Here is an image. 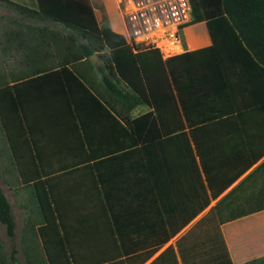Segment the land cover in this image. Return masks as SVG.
<instances>
[{
    "label": "crops",
    "instance_id": "crops-1",
    "mask_svg": "<svg viewBox=\"0 0 264 264\" xmlns=\"http://www.w3.org/2000/svg\"><path fill=\"white\" fill-rule=\"evenodd\" d=\"M218 1L209 18L223 13ZM35 2L88 31L106 23L123 35L116 0ZM3 3L0 187L15 227L10 238L0 223V264L12 257L18 264H264V75L231 57L225 81L210 59L194 54L211 44L209 18L179 31L183 51L172 70L160 51L140 57L150 49L125 39L121 51L134 55L142 101L125 112L95 70L96 53L68 66L71 73L50 67L51 40L43 57L11 56L9 34L24 27L11 25L20 15ZM38 65L49 68L31 74ZM180 132L189 137L198 178L187 180L178 159L170 168V141L142 151Z\"/></svg>",
    "mask_w": 264,
    "mask_h": 264
},
{
    "label": "trees",
    "instance_id": "trees-1",
    "mask_svg": "<svg viewBox=\"0 0 264 264\" xmlns=\"http://www.w3.org/2000/svg\"><path fill=\"white\" fill-rule=\"evenodd\" d=\"M2 2H4V7L20 15L10 18L11 25L24 27L23 30H11L9 34V41L11 42L9 52L11 56H18L23 62H28V59L43 57L45 53H48V49H43V46L51 40L56 47V53H52V58L56 60L50 67L57 68V71H69L71 73L68 66L83 58L89 61V56L96 53L100 64L95 67V70L100 75L101 81L106 82L108 88L113 91L115 96L121 98L125 112H129L136 104L142 102L140 95L137 93H141V91L137 89L138 84L135 82L139 81L135 72L136 64L131 59L134 55L121 51V48L126 45L123 35L113 32L106 23H101L100 32L94 33L50 16L37 8L35 0H0V4ZM221 6L223 11L221 15L205 21L211 44L206 48L193 51L194 54L201 52L204 59H210L215 68L219 67L221 69L225 81H228L227 67H229L231 57H235L241 62L248 59L258 68L259 73L264 75V0H221ZM143 49L150 50L140 54V57H144V55H148L151 52L159 54L157 49ZM178 55L166 58V64L169 69L171 68L172 70L173 64L171 61ZM113 62L116 64L120 76L125 81L124 87H120L117 84L120 80L116 76V67H114ZM31 68V74H38L49 67L38 65ZM236 68V75H239L237 79H240L243 77L240 70L244 68L242 65ZM143 70L145 72L144 67ZM172 74L174 76V73ZM26 76H29V74L26 73ZM110 76L116 77V81L114 82L113 79H110ZM229 86H231L230 79ZM131 87L133 91L129 89ZM131 92L132 98H130ZM131 99L132 103L130 102ZM13 101L15 106H17L16 99ZM125 120L126 124L130 126V120ZM165 141L174 143V160L170 162V165L174 167L170 166V168H178V159V169L185 171L187 180L189 175L193 173L198 178L199 168L186 132L170 135L150 145H144L141 147L142 151L147 154V149L150 147H162L161 143ZM172 162L174 163L171 164ZM201 186L202 208H204L208 204V198L203 181ZM0 223L4 225L7 236L12 238L15 227L14 219L10 204L1 187ZM10 261V264H18L13 257Z\"/></svg>",
    "mask_w": 264,
    "mask_h": 264
},
{
    "label": "built area",
    "instance_id": "built-area-1",
    "mask_svg": "<svg viewBox=\"0 0 264 264\" xmlns=\"http://www.w3.org/2000/svg\"><path fill=\"white\" fill-rule=\"evenodd\" d=\"M122 34L135 48H152L164 58L179 54V31L192 25L189 0H116Z\"/></svg>",
    "mask_w": 264,
    "mask_h": 264
},
{
    "label": "rangeland",
    "instance_id": "rangeland-1",
    "mask_svg": "<svg viewBox=\"0 0 264 264\" xmlns=\"http://www.w3.org/2000/svg\"><path fill=\"white\" fill-rule=\"evenodd\" d=\"M190 1V6H191V11H190V20L191 23L195 24L197 22H202L204 21L205 18H209L211 16L214 15V13H212V3H214L213 5L216 6L219 4V1L217 0H189ZM217 3V4H216ZM56 5V4H55ZM221 8V4L219 6ZM11 15V14H10ZM101 21H104V17L101 14Z\"/></svg>",
    "mask_w": 264,
    "mask_h": 264
}]
</instances>
